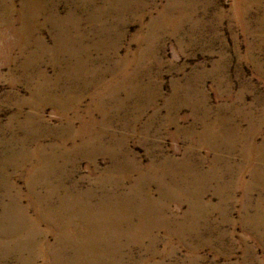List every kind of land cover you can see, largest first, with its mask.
Segmentation results:
<instances>
[{
  "label": "rangeland",
  "instance_id": "rangeland-1",
  "mask_svg": "<svg viewBox=\"0 0 264 264\" xmlns=\"http://www.w3.org/2000/svg\"><path fill=\"white\" fill-rule=\"evenodd\" d=\"M0 264H264V0H0Z\"/></svg>",
  "mask_w": 264,
  "mask_h": 264
}]
</instances>
